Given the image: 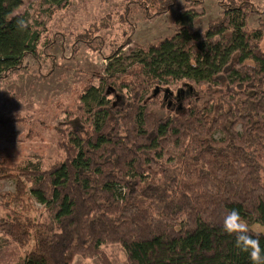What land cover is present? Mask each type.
<instances>
[{
  "label": "trees",
  "instance_id": "1",
  "mask_svg": "<svg viewBox=\"0 0 264 264\" xmlns=\"http://www.w3.org/2000/svg\"><path fill=\"white\" fill-rule=\"evenodd\" d=\"M41 2L61 8L69 0ZM134 2L144 15L175 7L174 34L137 46L128 68L100 78L94 109L83 100L95 87L82 90L65 132L54 130L61 154L49 167L0 162V179L16 183L1 196L0 237L25 248L20 264H72L76 256L113 264L105 245L120 246L128 264H250L221 228L233 209L264 226V49L261 30L246 25L250 4L220 5V22L197 32L193 10L177 0ZM24 3L0 0V80L37 56L39 32L15 13ZM179 83L222 93L164 111L160 88ZM28 199L41 206L37 218L11 206Z\"/></svg>",
  "mask_w": 264,
  "mask_h": 264
},
{
  "label": "rangeland",
  "instance_id": "2",
  "mask_svg": "<svg viewBox=\"0 0 264 264\" xmlns=\"http://www.w3.org/2000/svg\"><path fill=\"white\" fill-rule=\"evenodd\" d=\"M244 1L250 4L246 25L261 30L260 47L264 49V0ZM233 2L177 0V4L193 10L195 18L190 28L197 32L219 23L221 6ZM176 12L172 7L165 14H145V17L134 0H69L61 8L45 5L41 0H25L15 13L23 14L39 32L40 45L36 57L27 56L20 68L0 80V120L11 119L0 125V162L9 170H17L28 163L49 167L61 154L54 130L58 126L60 132H65L64 123L74 115L73 107L80 104L78 97L82 90L90 85L95 87L91 93L84 94L83 100L87 110L94 109L96 90L103 88L100 78L128 68L137 56V46L147 47L172 36ZM126 40L131 43L115 58L106 59ZM160 89L156 103L164 111L168 108L172 112L193 104L199 106L222 93V90L208 91L206 86L187 83ZM15 189V178L0 179V201L3 194L14 193ZM24 204L25 207H17L15 203L11 206L34 218L39 216L42 210L39 204L29 199ZM1 214L4 209L0 207ZM249 226L264 234V226ZM24 250L3 242L0 237V264H20ZM102 251L111 263L128 264L120 246L105 245ZM72 264L102 262L98 257L76 256Z\"/></svg>",
  "mask_w": 264,
  "mask_h": 264
},
{
  "label": "clouds",
  "instance_id": "3",
  "mask_svg": "<svg viewBox=\"0 0 264 264\" xmlns=\"http://www.w3.org/2000/svg\"><path fill=\"white\" fill-rule=\"evenodd\" d=\"M18 27L23 29L26 25L18 21ZM221 228L224 233L234 237V246L247 254L250 264H264V249L260 246L259 234H252L249 224L237 210H230L224 215Z\"/></svg>",
  "mask_w": 264,
  "mask_h": 264
},
{
  "label": "water",
  "instance_id": "4",
  "mask_svg": "<svg viewBox=\"0 0 264 264\" xmlns=\"http://www.w3.org/2000/svg\"><path fill=\"white\" fill-rule=\"evenodd\" d=\"M158 93H159V89L156 88V89L154 90V92H153V96L155 97Z\"/></svg>",
  "mask_w": 264,
  "mask_h": 264
}]
</instances>
